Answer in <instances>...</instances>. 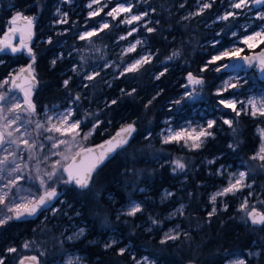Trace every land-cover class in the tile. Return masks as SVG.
Masks as SVG:
<instances>
[{
    "label": "trees",
    "instance_id": "1",
    "mask_svg": "<svg viewBox=\"0 0 264 264\" xmlns=\"http://www.w3.org/2000/svg\"><path fill=\"white\" fill-rule=\"evenodd\" d=\"M88 2L0 0V37L5 32L7 20L16 12L36 18L32 48L37 56L35 69L39 85L32 99L38 112H44L45 106L65 109L72 104L76 106V116L79 118H83L86 112L95 114L93 121L99 119L102 123L86 142L88 146L106 141L121 125L133 121L136 132L123 150L100 167L94 176L91 191L81 192L74 185L65 184L57 188L61 192L60 199L72 216V222L87 226L88 234L76 242L65 241L62 232L71 224L62 218V210L49 220H41L46 211L34 219L12 221L0 228V255L6 256L5 264H17L20 256H28L23 254L21 245L33 240L38 241L41 251L45 253L41 257V264H61L66 254L73 251L86 255L89 264H135L133 256L136 260L146 256L155 264H225L230 257H246V252L252 248L258 249L260 255L247 258L248 264H264V230L245 223L243 215L230 211L219 212L209 218L208 195L211 189L203 165L205 159H214L216 165L224 160L233 164L249 161L258 144L255 129L264 121L235 113L227 114L233 120L235 133L232 128L221 126L203 148L192 152L183 151L172 144H162L157 136L165 119L181 115V102H175L181 101L182 82L189 72L204 79L206 96L199 102L200 106L217 97L210 92L226 74L213 72L206 58L200 55H206L205 43L214 38L215 31H222L224 24L215 23L205 28L203 15L198 23L181 21L178 15L181 0H148L146 8L154 9L153 12L157 13L154 18L159 21L152 27L154 32L143 33L147 47L155 53L154 59L136 73L118 76L115 72L106 81L100 71L95 80L88 81L84 76L92 72L96 65L103 66L107 60H118L115 46L121 32L110 22L109 29L93 37L91 44L80 40L79 33L96 27L103 19L101 13L89 17ZM63 13H67L68 23H56L63 18ZM241 20L238 18L226 24L231 25L229 29H235ZM49 38L52 40L50 44L47 43ZM181 50L186 56L192 52V57L187 58V66L181 65ZM174 51H179L180 56L167 60ZM132 57L126 55L122 64ZM29 59L23 54H0L3 61L0 63V80L6 78L15 67L27 65ZM53 59H57L55 67L51 65ZM205 65L207 70L202 72ZM73 67L77 68V72L72 71ZM165 68V74L156 79ZM251 75L255 77L254 72ZM69 77L71 82L66 89L63 80ZM254 83L261 85L263 82L255 77ZM85 84L90 86L85 88ZM132 89L136 91L131 96L125 94ZM77 93L81 94V99L73 103ZM112 100L117 103L111 105ZM150 100L152 103L145 108ZM183 117L186 119L189 116ZM85 127H88L87 124ZM230 143L239 146L233 151L228 147ZM176 158L186 160V169L182 173L172 171V161ZM163 190H169L173 195L163 200ZM130 201L141 203L143 211L135 216L119 215L117 219L116 213L122 211ZM181 204L184 205L183 220L177 218L174 223L184 231L180 239L161 244L163 233L172 224L165 219L166 215ZM56 205L57 201L53 206ZM77 212L79 215H76ZM150 218L162 223L153 225ZM149 228L151 231H148ZM111 229L120 233V243L108 249L90 244L94 238L103 241ZM185 232L189 233L190 238L184 237ZM8 247H16L20 251L5 254ZM119 248L127 249L124 255L117 254Z\"/></svg>",
    "mask_w": 264,
    "mask_h": 264
},
{
    "label": "snow or ice",
    "instance_id": "2",
    "mask_svg": "<svg viewBox=\"0 0 264 264\" xmlns=\"http://www.w3.org/2000/svg\"><path fill=\"white\" fill-rule=\"evenodd\" d=\"M200 9L193 15H201L205 9L212 7L214 0H199ZM93 5H100L99 8L94 9L88 13L89 17H95L107 6L106 3H102V0H91L87 5L88 8H92ZM253 6H264V0H230V7L232 9L240 10L251 9ZM181 7H184L181 4ZM133 5L118 4L106 13L107 16L117 19L120 13H131ZM154 11V9H153ZM59 13V9H57ZM238 13L233 11L226 12L223 16L219 17L221 20H228L229 17H235ZM63 18L57 20L58 24H66L67 13H63ZM148 16V12L145 11L140 14H131L125 19H122L121 23L132 24L133 22L141 21L144 17ZM190 17H183V19H189ZM257 18L264 21V11L257 13ZM34 16L23 15L20 12H16L14 16L8 21V27L4 32L2 38H0V53L10 52L11 54H25L30 58V62L26 66H22L19 69L13 70L8 74V77L0 80V228L8 225L12 221H26L28 218L35 217L38 214H42L45 211H51L53 215L56 214L58 209L53 206V201L59 200L60 193L57 191L56 184L62 183L65 185H74L81 192L91 191L93 187V179L97 174L100 167L109 160L114 153L118 150H123L125 146L129 144V140L136 132L135 121L121 125L118 131L115 132L108 140L104 141L100 145L94 147L87 146L84 142L88 141L96 130L100 127L101 121L96 119L91 128L87 131L82 130L84 121L77 118L76 110L67 106L63 111H59L56 106L48 108L45 106L43 117L38 112L36 103L33 101L32 96L35 89L39 85V80L36 75L35 64L37 60L36 53L30 46L34 35L33 26L35 21ZM23 20L25 22L23 27L17 26V21ZM159 23V21H156ZM109 23L105 22L100 24L99 28H92L91 30L84 31L78 34V38L82 41H88L92 43V38L99 35L101 31L109 29ZM146 27L147 32L152 33L155 31L152 27ZM137 31L136 28L131 29L128 32V36H131L133 32ZM19 35L17 43H13V39ZM235 35V33H233ZM127 37L121 36L120 39L124 40ZM259 39L261 44H264V29L258 32H254L252 35L245 36L241 43L247 45L249 48L255 46V41ZM47 43H52L51 38ZM143 41L136 40L135 43H130L125 50L126 53H131L136 50L137 45H141ZM98 51V49H97ZM244 51L243 48H232L220 52L218 55L213 56L209 63L220 61L225 57L236 61H243V64H247L248 67H253L254 62L248 56H241ZM180 56L179 51H174L171 56H168L167 60H173ZM151 54L140 56L139 59H135L132 63L127 64L124 70L120 73L121 76L126 73L138 72L144 64L151 62ZM62 57H58L60 59ZM57 59L51 61V65L55 67ZM82 60L85 58L82 56ZM86 62V61H85ZM0 63H3L0 60ZM243 64H224L216 67L214 70L219 72L221 67L239 69L243 67ZM110 67L111 65H105ZM259 70L264 73V50L260 53L258 61ZM207 70V65L201 69V71ZM73 72H77V68L73 67ZM167 68L160 72L156 76V79H160L165 74ZM99 72L86 73L84 78L88 81H93ZM188 83L184 85L187 89L191 87L190 91L185 93L187 98L195 99L197 96L196 86H203L204 79L199 76H194L189 72L187 75ZM71 77L63 80V87L69 88ZM7 86V87H6ZM90 85L85 84L83 87L87 88ZM110 86V85H109ZM239 82L230 83L225 82L223 88L217 91V95H222L223 91H227L228 88L239 87ZM19 91L23 94V98L19 99L15 95L9 96V93ZM124 92V90H121ZM136 89H132L130 92L125 93L131 96L135 93ZM81 96L79 93L75 95L72 102L79 101ZM155 99V97H153ZM181 101L177 100L175 103L179 104ZM111 105L117 103L116 100H112ZM152 101H148L145 105L147 108ZM224 108L231 109L237 116L241 113L245 115H251L252 117H264V98H262L257 104L255 98H250L247 102L237 101L235 99H220L218 101ZM241 104L242 107L237 109V104ZM93 113H85V118L94 116ZM111 123V121H109ZM167 123V121H166ZM223 123L232 128L235 133L236 129L233 127V120L224 119ZM216 121L209 120L206 126L181 128L179 130H173L167 128L161 131V142L164 144L177 143L182 144L183 147L189 150H198L204 146L208 138H214V132L210 131L214 128ZM260 135L261 143L258 150L249 157L250 160L259 161V166L264 168V129H257ZM149 137L151 133L149 132ZM148 138V137H146ZM47 142V144L45 143ZM238 144H229L228 147L233 151L236 150ZM47 147L48 151L45 152ZM99 150V151H98ZM52 157H58L53 160ZM35 161V164L31 162ZM209 164L215 163L214 160L208 161ZM172 171H184L186 164L180 158H176L172 161ZM41 165H44L42 168ZM223 166L217 170V175H224ZM227 186L211 194L209 203L213 205L211 211L208 213L209 218L217 213V200L225 196L236 195L244 188H251L252 185L247 182L249 176L248 171H239L236 173L228 174ZM25 184L28 186L25 187ZM35 189V191H33ZM143 191V189H140ZM173 193L165 192L164 199L171 197ZM251 196V192L249 193ZM63 203L62 200H59ZM261 205H264V200L259 201ZM228 205L224 203L221 211H227ZM143 208L141 203L130 201V206L126 211L121 214L127 216H135L137 213L142 212ZM239 212L244 213L243 220L245 223H250L252 226L264 230V210L258 209L254 204L249 203L248 197H245L241 202ZM184 205L182 204L176 212L170 214L175 216L177 214L183 215ZM79 215V212L76 213ZM119 219V215L117 216ZM151 219L153 225H160L162 222L157 219ZM85 228H80L73 235L68 236L66 239L69 241L80 239L85 235ZM148 231H151L149 228ZM184 237L190 238L189 233H183ZM181 233L179 231V225L174 229H170L164 233V237L160 240L161 244H166L169 241H176L180 239ZM91 243H95L94 241ZM118 242L112 239L110 242L104 245L105 249L112 248ZM36 244L35 241H25L21 247L23 249H31ZM20 250L16 247H8L5 249V254L18 253ZM127 251L126 248H119L117 254L124 255ZM45 253L41 251L39 255L20 256L17 264H41V257ZM249 256H259V252H249ZM5 255H0V264H5ZM82 259L79 256L69 258L66 264H82ZM135 264H155L154 261H149L147 257L143 260H136L133 256ZM229 264H248L245 259H236L229 261Z\"/></svg>",
    "mask_w": 264,
    "mask_h": 264
},
{
    "label": "rangeland",
    "instance_id": "3",
    "mask_svg": "<svg viewBox=\"0 0 264 264\" xmlns=\"http://www.w3.org/2000/svg\"><path fill=\"white\" fill-rule=\"evenodd\" d=\"M90 2H91V0H89L88 4ZM147 2H148V0H102V3L107 4V6L101 12V14L103 15L102 16L103 19L99 22V24L96 27H89V28L85 29L84 31L91 30L92 28H99L100 24L105 23V22L113 23L114 28H117L121 31L120 35L117 38V44L115 46V49H116L115 54L118 55V60H117L118 62L116 61V59L114 62L112 60H107L103 66L96 65L93 68L92 72H100L101 71L103 78H105L106 81H108L110 78H112V76H111L112 73L117 72V74H119L118 76H120V73L124 70V67L127 64L132 63L135 59H139L140 56L151 54V57H150L151 61L154 59L155 53H153L147 47V45L145 43L146 41L143 37V33L147 32L145 26L153 27L156 24V18H154V16L157 13H154L153 11L148 10L146 8ZM118 4H124V5L131 4V5H133L132 12L131 13H120L119 16L117 17V19H113L112 17L107 16L106 13L108 11H110L112 8L116 7ZM181 4L184 5V7L180 6L181 11L178 13V15L181 18V21H191V22L198 23L199 17L202 16L206 11H208L210 9V8L205 9L201 15L190 16L191 13H196L199 11V9H200L199 0H181ZM212 6H215L217 10L211 19L209 18L207 21L204 20L205 23H203V24H205V28H209L215 23H221V24H224L223 25L224 29L222 31H215L214 38H212L211 40L206 42L204 45L207 48L206 49V55H200V57L203 56L202 58H206V63L211 65V69L213 72H216L214 70L216 67L227 64L228 61L230 60L228 57H225L220 61L209 63V61L212 60V57L218 55L220 52H223L227 49L239 47V48L244 49V51L240 55H246V54H250V53L254 52V50H256L257 48L264 47V44H261L259 39H257L255 41V46L253 48H249L247 45L241 43V41L243 40V38L245 36L252 35L254 32H258V31H261L262 29H264V21H261L257 18V13L260 11H264V7L261 8L260 10H256V11L253 10V7H251V9H244L241 12L240 10L232 9L230 7V0H214V3H212ZM99 7H100V5H93V7L91 9L88 7L87 8L89 9V12H90V11H93L94 9L99 8ZM145 11L148 12V16L144 17L141 21L133 22L132 24L120 22L122 19L127 18L131 14H140V13H143ZM228 11L237 12L238 14L235 17H229L228 20L219 19V17L223 16ZM183 17H190V18L189 19H183ZM238 18H242V20L237 22L238 23L237 27L235 29L234 28L229 29V27H231V25L230 24L227 25L226 23H228V22L232 23L234 20H236ZM10 19L7 20V23L5 25V31L8 27V21ZM133 28H136L137 31L133 32L131 36H128V32ZM233 33H235V35H233ZM3 35H4V33H3ZM3 35L0 38H2ZM33 36H35V32H34ZM121 36H125L127 38L124 40H121L120 39ZM138 39L143 41V43L141 45H137V48L135 51L125 54V50L128 48L129 44L135 43L136 40H138ZM87 43L89 44L88 41H87ZM98 52H99V50L96 51V53H98ZM85 54L89 55L88 52H86ZM23 55L25 57H27L25 54H23ZM126 55H133V57L128 62L122 64L123 58ZM191 57H192V52L190 53V55L186 56V54H184V52L181 50V65L187 66L189 64V62H187V58H191ZM29 62H30V59H29ZM163 63H164V61L161 64H163ZM106 64L111 65V66L106 67L105 66ZM23 66H26V65H23ZM20 67H22V66L15 67L13 70L19 69ZM92 72H90V73H92ZM187 75L188 74H186L184 76V81L182 82L183 91L179 97V99H181L180 104L182 106L181 107L182 109L179 111L181 115L173 116V117L165 119L163 121V126L157 135L160 142H161L160 133L164 129H167L170 127L173 130H179L181 128H187L189 125H191V127H194V128L198 127V126H206V124L209 120L216 121L214 128L210 130V131L214 132V137H215L216 131L220 130L221 126H223L225 128H229L228 125H225L223 123V120L224 119L232 120L231 117L228 115H230L231 113H235L231 109L224 108L223 105H220L218 103V101L220 99H235L237 101L247 102L248 99L255 98L257 104H259L260 100L262 98H264V81H262L263 83L261 85H257L254 83V78L255 77L257 78L256 74H255V77L253 78V76L251 75V72H248V73L238 72V73L225 75L221 79V81L216 85L214 90L210 92L211 95L217 96V97L213 98L211 102H205L204 106H200L199 102L204 100V98L206 96V94L204 93L205 86H204V84H203V86H196L198 94L195 97V99L187 98L185 96V93L187 91H190L191 87H192L191 86L188 89H185V87H184V85H186L188 83ZM194 76H196V75H194ZM226 81L230 82V83H236L238 81L240 86L237 88H228L227 91L222 92V95H217L216 94L217 91L221 90L223 88ZM0 91H4V89H1ZM81 94H82V91H81ZM12 95H15L19 99L23 98V94L20 92H17V91L9 93V96H12ZM184 104H186V105L183 106ZM71 107H73L74 109L76 108V106H74L72 104H71ZM241 107H242V105L238 103L237 109H240ZM187 109L189 110V112H187ZM58 110L63 111L64 109H58ZM76 112H77V110H76ZM86 113H88V112H86ZM40 114H41V117H43V112ZM183 115H187L189 117L185 119L183 117ZM235 115H236V113H235ZM241 115L245 116L248 119L264 121V117L257 116L254 118L251 115H245L243 113H241ZM77 118H79V117H77ZM79 119H82L84 121V124L82 125L83 131H87L89 128H91L92 123L94 122L92 117H89L86 119L85 115L83 118H79ZM91 121H93V122H91ZM166 121H167V123H166ZM88 122H89V124H88ZM85 124H87L88 127L84 128ZM258 128L264 129V123L259 125L255 129L254 134L256 135V137L258 139V144L255 148L254 153L258 150V147L261 143L260 135L257 132ZM210 139H213V138H211V137L208 138V140H210ZM86 142L87 141H85L84 143L86 144ZM45 143L47 144V142H45ZM162 144H164V143H162ZM169 144H172V145L178 147L179 149H181L183 151H188V152L196 151V150H189L188 148L183 147L182 144H177V143H169ZM47 151H48V149L46 147L45 152H47ZM52 159L55 160V159H58V157H52ZM210 160H214V159H205L203 162V165L206 169V176L209 179L208 186L211 189V191L208 195V205L210 207V211L213 207V205L211 203H209V198H210L211 194H213V193L217 192L218 190L222 189L223 187L227 186L229 173H236L239 171H248L249 172L247 182L250 183L252 185V187L250 189L244 188L241 192H238L234 196L229 194L228 196L218 198L217 204H216L217 213L230 211L233 214L244 216V213L239 212L238 209H239L241 202L244 200L245 197H248L250 204H254L260 210H264V205H261L259 203V201L264 200V168H261L259 166V161H253V160L249 159V161H246V162L241 163V164L240 163L233 164L230 161L224 160V162H221L218 165H216V163L209 164L208 161H210ZM182 161L184 163L186 162L185 159H182ZM31 163L35 164V161H32ZM221 166H223L222 170H224V175H217L216 174L217 170L221 169ZM41 167L43 168L44 165H41ZM179 172L182 173L184 171H179ZM61 185H63V184L57 183L55 186H56V188H58ZM27 186L28 185L25 184V187H27ZM33 191H35V189H33ZM166 191L170 192L169 190H163L162 191L161 198L163 200H164V194ZM250 192H251V196H249ZM59 200H62V199H60V197H59ZM59 200H57V205L55 206V208L58 210H62L63 211L62 218L65 219V222H70V224H71L70 227H67V229H65L62 232V236H63L64 240L67 242H76L88 234V227L84 226V225H79V224H77V222H72V216L69 215V213L67 212L68 207H66V204L63 200H62L63 203H60ZM224 203H226L228 205L227 211H221L220 210L223 208ZM181 205L177 206L174 210H172L171 212H169L166 215L165 219L172 222V224L170 225V227H168V229L164 233L168 232L170 229L176 228L177 224L174 223V220H176L177 218H181V219L183 218V215H179V214L169 218L170 214L176 212V210L178 208H180ZM129 206H130V203L128 205H126L122 211H118L116 214L117 215H123L121 213L123 211H126ZM53 216H55V215H53L51 211H48L47 213L44 214V216L42 217L41 220H44V219L49 220ZM125 216H127V215H125ZM80 228L86 229L85 235L83 237H81L80 239H77V240H73V241H69L66 239L68 236L76 233ZM179 231H180V233H182L184 230L179 227ZM164 233H163V237H164ZM112 239H115L118 243H120L122 240L120 233L114 229H111L108 231V233H107V235L103 241H99L98 238H94L93 240H91V242L94 241L95 243L90 242V244L91 245L98 244L101 248L105 249L104 245L106 243L110 242ZM33 241H35V240H33ZM35 242H36V244L31 249H23L22 248L23 254L25 253L28 256L39 255V253L41 252V245L38 243V241H35ZM249 252H259V251L256 248H252L251 250L246 252V257L236 255V256L230 257L226 261L225 264H229V261L236 260V259H245L247 261V258H257L258 257V256H249L248 255ZM76 256L83 258L82 264H89L87 261V256L81 254L78 251H73V252L67 253L64 260L61 262V264H66V261L69 258H74ZM144 257H146V256H144ZM143 258L141 259V261L143 260Z\"/></svg>",
    "mask_w": 264,
    "mask_h": 264
},
{
    "label": "water",
    "instance_id": "4",
    "mask_svg": "<svg viewBox=\"0 0 264 264\" xmlns=\"http://www.w3.org/2000/svg\"><path fill=\"white\" fill-rule=\"evenodd\" d=\"M264 6H253V10H260L261 8H263ZM0 9H1V4H0ZM24 24H25V22L23 21V20H18L17 21V26L18 27H23L24 26ZM33 32H34V26H33ZM18 39H19V35L17 34V36L13 39V43L15 44V43H17L18 42ZM33 39H34V36H33V38H32V41H31V47H32V44H33ZM262 50H264V47H262V48H260L258 51H255V52H252V53H250V54H246V55H241V56H248V57H250L252 60H253V62H254V66L253 67H248V65L247 64H243V61H236V60H232V59H230L229 61H228V65H232V64H243V67L242 68H239V69H234V68H232V67H229V68H221V70H220V72L221 73H225L226 75H228V74H233V73H238V72H240V73H248V72H251V71H253L255 74H256V76H257V78H258V80L259 81H264V73H262L260 70H259V66H258V61H259V58H260V53H261V51ZM1 55H6V56H8V55H13V54H11L10 52H4V53H0ZM27 56V55H26ZM28 57V56H27ZM191 86H189V88H190ZM37 89V88H36ZM186 89V88H185ZM188 89V88H187ZM17 92H19V91H17ZM115 134V133H114ZM113 134V135H114ZM112 135V136H113ZM108 140V139H107ZM103 143V142H102ZM102 143H99V144H97V145H100V144H102ZM94 146H96V145H93V146H89V147H94ZM99 151V150H98ZM119 151V150H118ZM114 154H116V153H114ZM113 154V155H114ZM112 155V156H113ZM108 160H106L105 161V163L107 162ZM104 163V164H105ZM58 191V190H57ZM60 194H61V192L60 191H58ZM56 201H53V204L55 203ZM46 212V211H45ZM44 212V213H45ZM43 214V213H42ZM42 214H38L37 216H35V217H31V218H28V219H34V218H37V217H39V216H41ZM15 221V220H14ZM26 264H27V262H26Z\"/></svg>",
    "mask_w": 264,
    "mask_h": 264
},
{
    "label": "flooded vegetation",
    "instance_id": "5",
    "mask_svg": "<svg viewBox=\"0 0 264 264\" xmlns=\"http://www.w3.org/2000/svg\"><path fill=\"white\" fill-rule=\"evenodd\" d=\"M216 10H217L216 7L215 6H212L208 11H206L203 14L204 20L207 21L209 18L211 19L213 17L214 13L216 12ZM258 50H256V51H258ZM251 72H253V71H251Z\"/></svg>",
    "mask_w": 264,
    "mask_h": 264
}]
</instances>
